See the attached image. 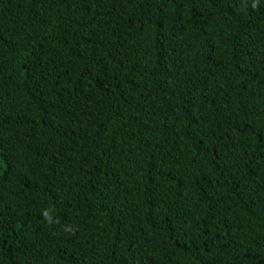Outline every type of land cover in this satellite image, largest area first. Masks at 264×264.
<instances>
[{"label":"trees","instance_id":"1","mask_svg":"<svg viewBox=\"0 0 264 264\" xmlns=\"http://www.w3.org/2000/svg\"><path fill=\"white\" fill-rule=\"evenodd\" d=\"M252 4L0 0V264H264Z\"/></svg>","mask_w":264,"mask_h":264},{"label":"clouds","instance_id":"2","mask_svg":"<svg viewBox=\"0 0 264 264\" xmlns=\"http://www.w3.org/2000/svg\"><path fill=\"white\" fill-rule=\"evenodd\" d=\"M258 3H259V0H253V4H252V7L253 8H256L258 6ZM42 216L44 217L45 221L49 224H52V223H56V221H54L49 213V211L47 210H43L42 211ZM66 231H73V229H71V227L69 228H66L65 229Z\"/></svg>","mask_w":264,"mask_h":264}]
</instances>
